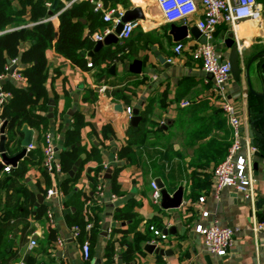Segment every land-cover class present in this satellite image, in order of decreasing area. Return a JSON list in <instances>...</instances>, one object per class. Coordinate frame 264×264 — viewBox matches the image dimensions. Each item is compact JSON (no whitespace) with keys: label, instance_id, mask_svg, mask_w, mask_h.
Segmentation results:
<instances>
[{"label":"crops","instance_id":"0c3cea01","mask_svg":"<svg viewBox=\"0 0 264 264\" xmlns=\"http://www.w3.org/2000/svg\"><path fill=\"white\" fill-rule=\"evenodd\" d=\"M58 2H45L48 13L51 12L48 19L55 28L58 26V12L54 9ZM101 2L105 11L119 15L128 10L137 11L138 19L134 21L138 22V27L130 38L122 43L117 40V43L102 46L120 45L121 55L132 54L128 59L120 60L119 53L110 65L82 69L58 55L52 47L45 50L48 102L46 111H41V115L47 118L49 102L52 101V118H47L46 130L40 135L30 129L33 132L31 144L34 146L31 152L35 159H28L33 163L26 164L23 177L14 178L10 171L0 172V264H104V248L109 239L115 241L112 264H264V159L254 155L251 158L252 200L244 199L228 188L218 194L214 192L213 169L224 159L231 134L219 103L211 94L210 78L191 58L194 46L200 43V32L196 28L197 35L188 31L183 39L174 41L169 34L170 24L163 20L155 0ZM256 3L260 11L259 19L241 21L236 28L242 48L240 52L236 51L241 74L238 82L230 76L227 84V99L235 105L242 134L248 138L251 121L262 114V101L250 94L245 73L248 61L257 54H264V0H256ZM11 7L18 9L17 1L11 0ZM196 19V16L190 17L186 26L180 22L174 24L190 29L195 27ZM113 24L104 23L101 14L99 26L91 33L94 46L97 42L94 35L105 28L114 32L116 26L112 28ZM142 36L154 41L148 42V38ZM178 43L183 45V50L175 56L173 47ZM228 43L235 44L231 28L221 24L214 32L213 44L222 61L230 53L226 47ZM21 48H26V45ZM88 53L86 59L90 58ZM158 57L164 61L160 63ZM169 59L170 63L167 62ZM134 60L142 63L140 74L129 71V65ZM262 64L264 58H256L249 67L251 89L255 93H264ZM22 68L18 62V71ZM147 105L151 106L152 112L144 140L130 146L132 161L117 159V151L125 146L126 130H136L141 122L131 127L126 109L130 108L131 112L137 109L141 117L140 112ZM76 112L83 116L84 121L80 130V145L86 150L93 146L98 148L100 164H107V169L111 170L109 178L113 167L119 170L116 175L118 194L111 193L109 178H104L107 169L102 173L106 193L101 201L100 232L95 244L90 247L88 260L81 255L82 243L71 235L74 225L67 224L65 220L69 209L64 202L68 195L58 190L63 173L52 175L40 164H34L38 157L36 154L39 153V157L42 155L45 134L55 137L57 150H62L64 132L70 127ZM254 127L256 132H260L264 123L261 127ZM103 131L106 132L105 137ZM256 151L262 150L255 147ZM23 160L18 162V167ZM96 166L94 159L84 165L74 191L83 190L92 195L86 171ZM156 179L162 182L169 194L182 187V201L178 208L164 210L151 204L150 183ZM53 188L60 194L47 199L45 192ZM111 194L114 199L109 197ZM38 195L42 197L38 208H42L44 214L34 220ZM117 207L128 209L137 222L133 225L132 222L114 221L112 211ZM46 210L52 213V223L45 217ZM203 212H207L208 216L203 217ZM19 214L24 215L28 223L30 233L27 235L22 231L24 224L19 220ZM213 221L221 227L237 230L232 246L221 258L206 254L201 238L193 232L195 225L206 226ZM3 224L13 227L7 231ZM258 225H262L261 230H255ZM131 226L133 230L126 235L125 243L132 246L135 257L125 263L118 256L123 250L118 244L121 234L111 232L113 228L127 229ZM150 228L160 233L173 230L165 239H159ZM50 229L56 235L55 241L47 239ZM31 240L35 242L33 247L29 246ZM58 240L62 241L61 245H58ZM146 244L164 249L167 255L146 252ZM10 256L15 259L7 261Z\"/></svg>","mask_w":264,"mask_h":264},{"label":"trees","instance_id":"16d2710c","mask_svg":"<svg viewBox=\"0 0 264 264\" xmlns=\"http://www.w3.org/2000/svg\"><path fill=\"white\" fill-rule=\"evenodd\" d=\"M15 1L18 3V9L16 10L11 7V0H0V74L5 72V68L8 66L7 60L17 59L23 66L18 73L25 79L24 86L17 85L10 79H6L2 82L0 88L1 91L9 94L6 102L0 108V125L5 123V151L9 156L15 155L21 149L20 139L23 126L34 130L38 135L46 130L48 119L41 115V111H46L48 102L45 89L48 75L44 53L47 48L52 47L58 55L67 59L72 65L82 69L87 68V62L91 64V67L100 68L104 65H110L117 59L119 53L120 60L128 59L132 54L129 52L127 55H121L122 46L116 45L114 47L101 48L89 59L85 58L86 53L94 48L91 33L99 26V19L101 18V14L94 13L92 6L87 1L74 2L66 8L58 2L54 9V12H58V26L56 28L48 19V9L45 7V2L52 0ZM85 30L86 34H84ZM142 37H147L148 42L154 41L148 36ZM24 44L26 48H21ZM151 112V106H145L140 112L141 122L138 128L136 130L131 128L126 130L125 146H121L117 151V159L132 161V154L129 148L131 145H138L144 140ZM262 123V120L258 121L255 126L261 127ZM83 124V116L76 112L72 116L70 127L64 132L62 150L58 155L64 178L59 182L58 190L64 195H68L64 202V206L69 209L68 214L65 215L67 224L78 228L79 235L76 239L79 243L87 242L90 250L100 232V213L103 210V203L96 200L95 190L101 182L104 169L99 162L98 148L93 146L90 150H86L80 145V130ZM103 136H106L104 131ZM228 146L229 144L226 147L228 148ZM36 155L38 157L34 164H40L42 155L40 157L39 153ZM77 159H81V163L74 176L69 177L68 172ZM93 159L97 162V166L88 168L86 171V180L92 195L83 190L74 191L75 184L84 165ZM28 162L33 163L31 160L25 159L18 168L11 169L10 174L14 178H22ZM118 171V167H113L112 175L109 178L110 191L113 194L119 193L116 176ZM43 214V209L37 208L33 219L37 220ZM112 217L118 223L132 222L134 225L137 222L135 216L125 208H115L112 211ZM18 218L23 221V233L29 234L30 230L28 223L24 220V215L19 214ZM2 226L7 231L13 227L6 224ZM132 230L131 226L127 229L113 228L111 232H119L121 234L118 244L123 247V250L118 256L125 263L135 257V251L132 246L125 243L126 235ZM47 239L48 241H55L56 235L52 229H50ZM114 246V240L109 239L106 242L104 264L113 263ZM14 259V256H10L7 261Z\"/></svg>","mask_w":264,"mask_h":264},{"label":"built area","instance_id":"2783aa9c","mask_svg":"<svg viewBox=\"0 0 264 264\" xmlns=\"http://www.w3.org/2000/svg\"><path fill=\"white\" fill-rule=\"evenodd\" d=\"M81 0H59L64 8L70 4ZM87 1L94 13L102 14V21L106 24L114 23V28L118 23V19H114L113 11H105L101 0H82ZM156 5L161 13L163 20L166 23L180 22L187 25L188 19L196 16L195 27L205 39V43H196L192 52L191 58L193 61L200 64L202 72L211 80V94L219 103L220 111L225 119V122L230 130L231 140L227 148L224 159L217 164L213 169V187L215 194H218L222 189L228 188L236 193H239L244 199L252 200V168L251 158L255 153V147L250 143L247 135L242 134L241 122L237 116L235 105L227 99V84L230 78V69L227 64H223L221 57L216 52L213 44V35L216 28L225 24L231 28L236 51H241V46L238 42L236 28L241 21L258 20L260 11L256 0H155ZM48 5V4H46ZM121 16V15H119ZM138 27L137 21H130L122 24L120 33L116 36L122 43L128 40L133 31ZM113 33V29L105 28L101 33L94 35L96 41H102L103 38ZM183 50L181 43L173 47V54L178 56ZM168 63L171 60H167ZM17 59L10 60V63L5 68V72L0 74V88L4 80L10 79L18 85L24 86L25 79L22 78L17 69ZM14 66V70L9 75L8 70ZM87 67H91L87 63ZM9 94L0 89V108L6 102ZM126 113L131 117L130 108L126 109ZM56 138L51 134H45L42 145V160L41 167L49 174L57 175L61 172V164L57 156ZM34 146L30 144L26 150L31 151ZM103 169L108 168L107 164H102ZM4 172L10 171L9 167L3 169ZM105 187L103 181L97 185L95 190V198L101 202L105 196ZM60 194L57 190L48 189L45 192L47 199ZM114 199V195H109ZM203 201L202 198L199 199ZM150 202L154 206H160V191L154 182L150 183ZM203 217H207L208 213L203 212ZM45 217L52 223V213L50 210L45 211ZM262 225H258L255 230H261ZM152 234L159 238L165 239L157 230L150 228ZM236 229L229 227H221L216 221L209 225H195L193 232L201 238L203 250L208 255L223 257L226 255L229 248L232 246L233 237ZM71 235L76 239L79 235V230L76 226L71 228ZM58 245L62 244L61 240L57 241ZM34 241L29 242V246L33 247ZM81 255L84 260L90 257L89 245L87 242L82 243L80 247Z\"/></svg>","mask_w":264,"mask_h":264},{"label":"water","instance_id":"95a60500","mask_svg":"<svg viewBox=\"0 0 264 264\" xmlns=\"http://www.w3.org/2000/svg\"><path fill=\"white\" fill-rule=\"evenodd\" d=\"M48 15H51V12H49ZM113 18L119 20V23L116 25L114 32L112 34L105 36L102 41H97L95 43L93 50L87 54V57H91L95 52H97L100 48H102V46H107L113 43H117L118 39L116 36L120 33L122 29V24L138 19V14H137V11L133 9V10L126 11L121 16H119L118 13H115L113 15ZM169 29H170L169 34L172 36L173 40L176 42L183 39L187 35L188 31L191 34L197 35L195 34L196 27L187 29V27L185 26H177L174 23H170ZM200 43L201 44L205 43V39L203 37H200ZM226 47L230 49V53L227 59L223 61V64H227L229 66L231 78L233 79V81L238 82L240 74H241V68L239 65V55L236 52V48L233 43H228ZM256 58H264V54H257L253 58H251L245 66V73H246L247 86H248V90L250 94L256 98L261 99L262 101V114L260 118H257L251 121L250 129H249V139H250L251 144H253L258 149L262 150L261 152L256 151L253 155L255 157L264 159V127L261 128L260 132H256L255 127H254L258 121L262 120L264 123V93H255L252 91L250 77H249V67ZM158 60L160 61V63L164 61V59H162L161 57H158ZM9 63L10 61L7 60V64ZM141 65H142L141 61H138V60L132 61L131 64L129 65L130 73L140 74ZM261 69L264 70V64L261 65ZM13 70H14V66H11L8 70V74L10 75ZM52 107H53V102L50 101L48 114H47L48 119L52 118V113H51ZM140 120H141V117L139 116L138 110L134 109L131 112V117L129 120L130 126L136 127L138 123L140 122ZM4 128H5V123H3L0 127V172L3 170L4 167H11L13 169L18 168V162L20 160H23L24 158L31 159V160L35 159V156L33 155V153L31 151L26 150V148L31 144L33 132L30 129H28L26 126H23L21 130L23 137L20 141V146L22 149L15 155L9 156L7 155L5 151L6 139L4 135ZM57 153H59L58 150H57ZM80 163H81L80 159H77L75 161L73 167L68 172L69 177L74 176ZM110 173H111V170L107 169L104 178H109ZM154 183L160 191V207L162 209L170 210V209H176L180 206L181 201H182V195H183L182 187H178L172 194H169V192L164 188L162 182L159 179H156ZM41 202H42V197L38 195L37 202L35 203L34 207L38 208ZM171 230L173 229L171 228L168 230H163L161 235L166 237L167 234L171 233ZM144 250L150 254L154 253V254H159L161 256L167 255V251H165L164 249H161L160 247H157L154 244H146L144 247Z\"/></svg>","mask_w":264,"mask_h":264}]
</instances>
